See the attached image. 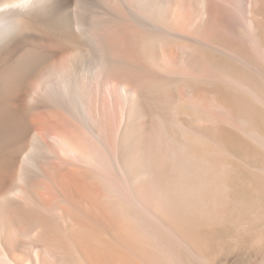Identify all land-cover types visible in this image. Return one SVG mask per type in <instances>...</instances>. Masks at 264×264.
<instances>
[{
    "label": "bare ground",
    "instance_id": "6f19581e",
    "mask_svg": "<svg viewBox=\"0 0 264 264\" xmlns=\"http://www.w3.org/2000/svg\"><path fill=\"white\" fill-rule=\"evenodd\" d=\"M0 264H264V0H0Z\"/></svg>",
    "mask_w": 264,
    "mask_h": 264
}]
</instances>
